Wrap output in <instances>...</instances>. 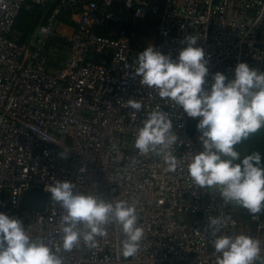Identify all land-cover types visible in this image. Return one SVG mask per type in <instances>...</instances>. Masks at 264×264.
<instances>
[{"label":"built area","instance_id":"obj_1","mask_svg":"<svg viewBox=\"0 0 264 264\" xmlns=\"http://www.w3.org/2000/svg\"><path fill=\"white\" fill-rule=\"evenodd\" d=\"M36 6L40 21L22 40L15 19ZM190 34L205 49L208 82L217 70L232 78L239 61L264 71V0H0V211L19 218L63 264H215L210 216L223 221L216 235L259 239L256 264H264L262 214L225 202L218 188H201L188 176L192 154L202 150L199 117L168 105L133 75L137 53L149 44L175 57ZM129 97L142 101L140 111L126 106ZM157 104L178 136L175 171L133 143ZM56 179L135 203L144 229L137 253L123 256L115 222L94 247L81 241L63 249L64 209L48 191ZM30 188L46 192L43 210L22 206Z\"/></svg>","mask_w":264,"mask_h":264},{"label":"clouds","instance_id":"obj_2","mask_svg":"<svg viewBox=\"0 0 264 264\" xmlns=\"http://www.w3.org/2000/svg\"><path fill=\"white\" fill-rule=\"evenodd\" d=\"M198 36L187 35L175 57L149 44L137 53L133 75L140 84L154 88L168 105L182 108L189 117H199L196 128L202 150L194 152L187 173L194 185L219 189L225 202H235L251 214L264 211V161L254 151L241 158L235 145L264 127V71L239 61L228 78L217 70L209 75L208 59ZM207 85V86H206ZM137 112L140 99L125 101ZM135 115V113H133ZM178 140L168 112L157 104L136 127L134 146L140 153L160 155L167 171H175L177 158L172 148ZM66 153H61L63 156ZM52 198L64 209L61 247L70 250L84 241L94 247L96 237L106 235L105 225L115 222L124 238L123 256H133L140 247L144 229L138 224L135 203L125 199L105 200L75 191L70 180L56 179L48 185ZM219 216L208 218L216 252L215 264H256L261 241L244 232L219 234ZM0 264H63V259L42 238H32L16 216L0 211Z\"/></svg>","mask_w":264,"mask_h":264},{"label":"trees","instance_id":"obj_3","mask_svg":"<svg viewBox=\"0 0 264 264\" xmlns=\"http://www.w3.org/2000/svg\"><path fill=\"white\" fill-rule=\"evenodd\" d=\"M42 9L38 6L35 7L32 13L21 10L18 16L15 19V25L22 31L23 37L22 40L27 37L35 29L40 21ZM264 132V127H262L257 132V139L262 138V133Z\"/></svg>","mask_w":264,"mask_h":264},{"label":"water","instance_id":"obj_4","mask_svg":"<svg viewBox=\"0 0 264 264\" xmlns=\"http://www.w3.org/2000/svg\"><path fill=\"white\" fill-rule=\"evenodd\" d=\"M47 194L42 189H26L22 193L21 204L28 209L43 210L45 208ZM264 217V212H261Z\"/></svg>","mask_w":264,"mask_h":264},{"label":"crops","instance_id":"obj_5","mask_svg":"<svg viewBox=\"0 0 264 264\" xmlns=\"http://www.w3.org/2000/svg\"><path fill=\"white\" fill-rule=\"evenodd\" d=\"M257 132L250 134L248 138L243 139L240 143L235 145L241 158L254 151H259L261 153L262 161H264V132L262 133L263 136L261 139H257Z\"/></svg>","mask_w":264,"mask_h":264},{"label":"rangeland","instance_id":"obj_6","mask_svg":"<svg viewBox=\"0 0 264 264\" xmlns=\"http://www.w3.org/2000/svg\"><path fill=\"white\" fill-rule=\"evenodd\" d=\"M145 38H146L145 35H142L141 38H140V40L141 41H145ZM240 207H242V206H240Z\"/></svg>","mask_w":264,"mask_h":264}]
</instances>
